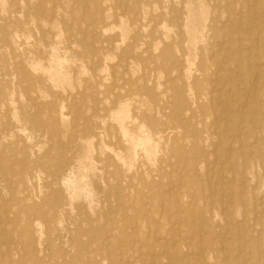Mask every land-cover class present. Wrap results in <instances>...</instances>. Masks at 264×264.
<instances>
[{
	"label": "rangeland",
	"instance_id": "rangeland-1",
	"mask_svg": "<svg viewBox=\"0 0 264 264\" xmlns=\"http://www.w3.org/2000/svg\"><path fill=\"white\" fill-rule=\"evenodd\" d=\"M197 1L0 0V264H264V0Z\"/></svg>",
	"mask_w": 264,
	"mask_h": 264
},
{
	"label": "bare ground",
	"instance_id": "bare-ground-1",
	"mask_svg": "<svg viewBox=\"0 0 264 264\" xmlns=\"http://www.w3.org/2000/svg\"><path fill=\"white\" fill-rule=\"evenodd\" d=\"M21 1H22V0H21ZM254 1H255V0H254ZM1 2H2V1H1ZM197 2L199 3V0H198ZM255 2H256V1H255ZM200 3H202V2H200ZM1 4H2V3H1ZM3 4H4V3H3ZM156 5H157V4H156ZM248 5H249V4H248ZM4 7H6V6L4 5ZM240 7H241V6H240ZM2 9H3V8H2ZM5 9H6V8H5ZM143 9H145V8H143ZM146 9H147V8H146ZM157 9H158V8H157ZM253 10H254V9H253ZM144 11H145V10H143V12H144ZM240 11H241V10H240ZM3 12H4V10H3ZM254 12H256V11H254ZM5 13H6V12H5ZM200 14H201V13H200ZM254 14H255V13H254ZM263 14H264V13H263ZM20 15H21V14H20ZM20 15H19V16H20ZM52 16H53V15H52ZM254 16H255V15H254ZM51 18H52V17H51ZM253 19H254V18H253ZM207 20H208V18H207ZM207 20H206V22H207ZM10 22H11V21H10ZM260 22H261V21H260ZM260 22H259V23H260ZM121 23H123L122 20H121ZM127 23H128V22H127ZM253 23H255L254 20H253ZM259 23H258V24H259ZM30 24H31V23H30ZM164 25H165V24H164ZM164 25H163V26H164ZM27 26H28V24H27ZM121 26H122V24H121ZM121 26H118V27H121ZM250 26H251V25H250ZM255 26H256V24H255ZM188 27H189V26H188ZM253 27H254V26H253ZM110 28H111V27H110ZM115 28H117V27H114V29H115ZM122 28H123V27H122ZM128 28H129V27H128ZM165 28H166V26H165ZM107 29H109V28H107ZM163 29H164V28H163ZM166 29H167V28H166ZM185 29H186V28H185ZM258 29H259V27H258ZM103 30H104V29H103ZM110 30H111V29H110ZM122 30H123V29H122ZM128 30H129V29H128ZM186 30H187V29H186ZM204 30H205V29H204ZM89 31H90V30H89ZM112 31H113V29H112ZM112 31H111V32H112ZM124 31H125V30H124ZM124 31H123V32H124ZM165 31H166V30H165ZM256 31H257V30H256ZM256 31H255V32H256ZM106 32H107V30H105V33H106ZM188 32H189V31H188ZM257 32H258V31H257ZM16 33H17V32H16ZM22 33H23V32H22ZM121 33H122V32H121ZM165 33L169 34L168 32H165ZM186 33H187V32H186ZM193 33H194V32H193ZM193 33H192V34H193ZM17 34H18V33H17ZM17 34H16V35H17ZM29 34H30V33H29ZM258 34H259V33H258ZM26 35H27V34H26ZM123 35H124V34H123ZM187 35H188V33H187ZM193 35H194V34H193ZM198 35H199V34H198ZM165 36H166V35H165ZM240 36H241V35H240ZM242 36H243V35H242ZM25 37H26V36H25ZM29 37H30V36H28V38H29ZM168 37H169V36H168ZM238 37H239V36H238ZM256 37H257V36H256ZM120 38H121V37H120ZM123 38H124V37H123ZM123 38H122V39H123ZM126 38H127V36H126ZM165 38H166V37H165ZM194 38H196V37H194ZM247 38H249V37H247ZM24 39H27V37L24 38ZM29 39H30V38H29ZM202 39H203V38H202ZM241 39H242V38H241ZM249 39H250V38H249ZM249 39H247V40H249ZM190 40H191V39H190ZM223 40H224V39H223ZM250 40H252V39H250ZM255 40H256V39H255ZM116 41H117V40H116ZM123 41H124V40H123ZM117 42H118V41H117ZM120 42H121V41H120ZM190 42H191V41H190ZM200 42H201V40H200ZM74 43H75V42H74ZM195 43H196V42H195ZM201 43H202V42H201ZM251 43H252V42H251ZM10 44H11V43H10ZM76 44H77V43H76ZM129 44H130V43H129ZM171 44H172V43H171ZM189 44H190V43H189ZM192 44H194V43H192ZM192 44H191V45H192ZM56 45H57V43H56ZM58 45H59V44H58ZM58 45H57V46H58ZM61 45H62V44H61ZM73 45H74V44H73ZM220 45H221V44H220ZM244 45H245V43H244ZM117 46H118V45H117ZM117 46H116V47H117ZM156 46H157V45H156ZM52 47H55V45L52 46ZM169 47H170V45H167V46H166V48H168V49H169ZM57 48H58V47H57ZM194 48H196L195 45H194ZM13 49H14V48H13ZM54 49H55V48H54ZM59 49H60V48H59ZM116 49H117V48H116ZM168 49H167V50H168ZM56 50H57V49H56ZM125 50H126V51H125V52H126V56H128L130 53H133L132 51H134V50H132V48L129 47V46H127V47L125 48ZM195 50H196V49H195ZM195 50H194V51H195ZM254 50H256V49H254ZM63 51H64V50H63ZM246 51H247V49H246ZM51 52H52V48H51ZM58 52H59V50H58ZM50 54H51V53H50ZM53 54H55V53H52V55H53ZM195 54H196V53H195ZM255 54H258V52L255 51ZM52 55H51V56H52ZM212 55H213V54H212ZM54 56H55V55H54ZM196 56H197V55H196ZM105 57H106V56H105ZM107 57H108V56H107ZM56 58H57V57H56ZM58 58H59V57H58ZM65 58H66V56H65ZM127 58H128V57H127ZM194 58H195V57H194ZM32 59H33V58H32ZM52 59L55 60V58H53V57H52ZM52 59H51V57H50V60H52ZM186 59H187V58H186ZM35 60H36V59H35ZM42 60H43V59H42ZM42 60H40V61H42ZM48 60H49V59H48ZM59 60H60V59H59ZM107 60H108V58H107ZM34 62H35V61H34ZM48 62H49V61H48ZM52 62H53V61H52ZM57 62H58V59H57ZM191 62L193 63V61H191ZM191 62H190V64H191ZM30 63H31V62H30ZM36 63H37V65H39L38 60H37ZM58 63H59V62H58ZM33 64H34V63H33ZM50 64H52V63H50ZM53 64H54V63H53ZM56 64H57V63H56ZM56 64H55V65H56ZM190 64L188 63V65H190ZM193 64H194V63H193ZM31 65H32V63H31ZM35 65H36V64H35ZM40 65H41V64H40ZM57 65H58V64H57ZM112 65H113V64H112ZM126 65H127V64H126ZM256 65H257V64H256ZM28 66H29V65H28ZM42 66H43V65H41V67H42ZM45 66H46V65H45ZM50 66H51V65H50ZM137 66H138V65H137ZM249 66H250V64H249ZM254 66H255V65H254ZM17 67H18V66H17ZM53 67H54V66H53ZM57 67L60 68V65H58ZM90 67H91V66H90ZM255 67H256V66H255ZM31 68H33V66H32ZM35 68H36V67H35ZM46 68H47V66H46ZM51 68H52V66H51ZM61 68H62V67H61ZM61 68L59 69L60 71H61ZM181 68H182V67H181ZM37 69H38V66H37V68H36V71H37ZM40 69H41V68H40ZM40 69H38V70L40 71ZM54 69H55V68H54ZM62 69H64V68H62ZM189 69H190V66H189ZM42 70H43V69H42ZM44 70H45V69H44ZM44 70H43V71H44ZM47 70H48V69H47ZM50 70H51V69H50ZM113 70H114V69H113ZM190 70H191V69H190ZM33 71H35V69H34ZM43 71H41V72H43ZM134 71H135V70H134ZM53 72H54V70H53ZM113 72L115 73L116 71H113ZM135 72H136V71H135ZM254 72H255V70H254ZM116 73H117V72H116ZM189 73H190V72H189ZM49 74H50V71H49ZM49 74H48V75H49ZM160 74H161V73H160ZM215 74H216V73H215ZM254 74H257V73L255 72ZM254 74H253V75H254ZM236 75H237V74H236ZM236 75H235V76H236ZM239 75H240V74H239ZM51 76H52V75H51ZM51 76H49V77H51ZM258 76H259V75H258ZM117 77H118V76H117ZM222 77H223V76H222ZM53 78H54V77H53ZM173 78H174V77H173ZM224 78H225V76H224ZM224 78H223V79H224ZM252 79H253V78H252ZM257 79H258V78H257ZM38 80H39V79H38ZM49 80H51V79H49ZM238 80H239V79H238ZM250 80H251V79H250ZM51 81H52V80H51ZM55 81H56V80H55ZM211 81H212V80H211ZM225 81H226V80H225ZM251 81H252V80H251ZM257 81H258V80H256V82H257ZM52 82H54V81H52ZM212 82H214V81H212ZM253 82H254V81H253ZM250 84H251V83H250ZM254 84H256V83H254ZM257 84H258V83H257ZM257 84H256V85H257ZM57 85H58V84H57ZM158 85H159V84H158ZM160 85H161V84H160ZM55 87H56V86H55ZM158 87H160V86H158ZM221 87H222V86H221ZM235 87H236V86H235ZM255 87H256V86H255ZM241 88H242V87H241ZM238 89H239V88H238ZM254 89H256V88H254ZM190 91H191V90H190ZM253 91H254V90H253ZM212 92H213V91H212ZM233 92H234V91H233ZM251 93H252V92H251ZM211 95H212V94H211ZM224 99H226V97H225ZM130 101H132V100H130ZM130 101H129V102H130ZM124 103H126V102H124ZM124 103H123V104H124ZM130 103L132 104V102H130ZM126 104H128V103H126ZM220 104H221V103H220ZM62 105H63V104H62ZM62 105H61V106H62ZM121 105H122V104H121ZM61 106H60V107H61ZM236 107H237V106H236ZM242 107H243V105H242ZM118 108H120V107H118ZM62 109H64V108H62ZM62 109H60V111H61ZM122 109H124V108H122ZM127 109H128V106H127V108H125V110H127ZM222 109H223V108H222ZM222 109H221V110H222ZM236 109H237V108H236ZM240 109H241V108H240ZM119 110H120V109H119ZM230 110H232V109H230ZM61 112H62V111H61ZM61 112H60V113H61ZM111 112H112V111H111ZM114 112H115V111H114ZM128 112H129V110H128ZM128 112H126V114H127ZM62 113H63V112H62ZM115 113H116V112H115ZM124 113H125V112H124ZM61 115H62V114H61ZM214 115H215V114H214ZM63 116H64V114H63ZM111 117H112V116H111ZM128 117H130V116H128V114H127V119H129ZM62 118H63V117H62ZM64 118H65V117H64ZM213 118H214V117H213ZM14 119H15V118H14ZM263 119H264V118H263ZM66 120H67V117H66ZM118 120L120 121V129H121V132H123L124 135H127V136H128V140H130V143H131V147H132V149H133V147H135V146H137V145H139V144L144 145V144L148 143V140H149L148 138H149V137H148V138H141V137H140V138H137V137L135 138L134 136L129 135L128 132H127V129H126V128H128V127L125 128V126L123 125L122 117H121V116H118ZM124 120H125V119H124ZM135 120H136V118H135ZM61 121H63V120H61ZM67 121H69V120H67ZM113 121H114V120H113ZM225 121H226V120H225ZM231 122H232V121H231ZM184 123H185V121H184ZM186 123H187V122H186ZM237 124L239 125V123H237ZM141 125H142V124H141ZM231 125H232V124H231ZM257 125H258V124H257ZM243 126H244V125H243ZM142 127H143V126H142ZM214 127H215V126H214ZM259 127H260V126H259ZM215 128H216V127H215ZM257 128H258V127H257ZM138 130H139V129H138ZM222 130H225V129L223 128ZM20 131H21V130H20ZM214 131H215V130H214ZM245 131H246V130H245ZM129 132H130V131H129ZM210 133H212V132H210ZM10 134H11V133H10ZM131 134H132V133H131ZM232 134H233V133H232ZM136 136H137V135H136ZM100 137H101V136H100ZM232 137H233V136H232ZM27 138H28V137H27ZM101 138H102V137H101ZM89 139L91 140V139H94V138L92 137V138H89ZM102 140H103V139H101V141H102ZM150 140H151V139H150ZM150 140H149V142H150ZM216 140H217V139H216ZM231 140H232V139H230V141H231ZM86 141H87V140H86ZM91 141H92V140H91ZM91 141H90V142H91ZM254 141H255V140H254ZM254 141H253V142H254ZM92 142H93V141H92ZM102 142H103V141H102ZM157 142H158V141H157ZM90 145L93 146V144H90ZM250 145H251V144H250ZM92 146H90V149H91ZM166 146H167V145H166ZM129 147H130V145H129ZM140 147H141V146H140ZM149 147H150V145H149ZM153 148H154V145H153ZM88 149H89V148H88ZM151 149H152V148H151ZM93 150H94V149H93ZM111 150L113 151V149H111ZM139 150H140V149H139ZM145 150H146V149H145ZM155 150H156V149H155ZM133 151H134V150H133ZM148 151H149V150H148ZM153 151H154V150H153ZM207 151H208V150H207ZM91 152H92V149H91ZM94 152H95V151H94ZM134 152H135V151H134ZM144 153H145V152H144ZM146 153H147V152H146ZM146 153H145V154H146ZM148 153H149V152H148ZM155 153H156V152H155ZM155 153H153V154H155ZM224 153H225V152H224ZM251 153H252V152H251ZM87 154H89V153H87ZM92 154H94V153H92ZM151 155H152V154H151ZM87 156H89V155H87ZM119 156H120V155H119ZM89 157H90V156H89ZM89 157H88V158H89ZM148 157H150V156H148ZM91 158H92V157H91ZM91 158H90V159H91ZM118 159H119V157H118ZM147 159H150V158H147ZM91 160H93V159H91ZM119 160L121 161V159H119ZM226 160H227V159H225V161H226ZM89 161H90V160H89ZM93 161H94V160H93ZM120 161H119V162H120ZM206 162H207V161H206ZM214 162H215V161H214ZM82 164H83V163H82ZM89 164H91V163H89ZM210 166H211V165H210ZM230 166H231V165H230ZM85 167H86V166H85ZM89 167L92 168V171H93V166H92V167L89 166ZM213 167H214V166H213ZM216 167H217V166H216ZM87 168H88V167H87ZM226 168H227V167H226ZM229 169H230V168H229ZM85 170H86V169H85ZM90 170H91V169H90ZM222 172H223V171H222ZM80 174H81V173H80ZM80 174H79V175H80ZM82 174H84V173H82ZM82 174H81V175H82ZM222 174H223V173H222ZM222 176H223V175H222ZM81 177H82V176H81ZM180 178H181V177H180ZM82 179H83V178H82ZM84 179H85V178H84ZM84 179H83V181H84ZM68 180H70V179H68ZM210 180H211V179H210ZM71 181H72V180H71ZM83 181H82V183L85 182V181H84V182H83ZM67 182H68V181H67ZM72 182H74V184H75L76 181H72ZM87 182H88V181H87ZM198 182H199V181H198ZM76 183H77V182H76ZM79 183H80V182H79ZM67 184H68V183H67ZM74 184H73V186H74ZM75 185H76V184H75ZM79 185H80V184H79ZM86 185H87V184H86ZM74 187L76 188V186H74ZM78 188L80 189V186H79ZM81 188H82V187H81ZM86 188H87V187H86ZM86 188H85V189H86ZM73 189H74V188H73ZM76 189H77V188H76ZM88 189H89V188H88ZM88 189H86V190H87L86 192H89ZM169 189H170V188H169ZM74 190H75V189H74ZM80 190H81V189H80ZM80 190H78V191H80ZM240 190H241V189H240ZM78 191L76 190L75 193H77V194L80 193V194H81V192H83L84 190H83V191L81 190V192H79V193H78ZM168 191H169V190H168ZM66 192H67V191H66ZM73 192H74V191H73ZM71 193H72V192H71ZM75 193L73 194V196L75 195ZM80 194H79V195H80ZM83 194H84V193H83ZM79 195H77V196H79ZM36 196H37V195H36ZM67 196H68V195H67ZM80 196H81V195H80ZM85 196H86V195H85ZM222 197H223V196H222ZM231 197H233V196H231ZM231 197H229V198H231ZM262 197H263V196H262ZM241 198H242V197H241ZM133 200H134V199H133ZM222 200H223V199H222ZM162 202H163V201H162ZM90 203H91V202H90ZM145 203H146V201H145ZM162 204H163V203H162ZM226 204H227V201H226ZM259 204H260V203H259ZM224 205H225V204H224ZM90 208H91V207H90ZM161 208H162V207H161ZM223 210H224V209H223ZM162 211H163V210H162ZM210 212H211V211H210ZM226 212H228V211L226 210ZM230 212H231V211H230ZM221 213H222V212H221ZM193 216H194V215H193ZM254 218H255V217H254ZM256 218H257V217H256ZM223 219H224V218H223ZM199 220H200V219H199ZM259 220H260V219H259ZM255 222H257V221H255ZM234 223H235V222H234ZM258 223H259V222H258ZM179 225H180V224H179ZM216 225H218V224H216ZM177 227H178V226H177ZM219 230H220V229H219ZM238 231H239V230H238ZM224 232H225V231H224ZM224 232H222V233H224ZM201 234H202V232H201ZM224 234H225V233H224ZM224 234H223V235H224ZM202 235H204V234H202ZM231 235H232V234H231ZM234 235H235V233H234ZM216 236H217V235H216ZM217 237H218V236H217ZM226 238H227V236H226ZM234 238H235V237H234ZM185 239H186V237H185ZM200 240H201V239H200ZM221 240H222V239H220V241H221ZM239 241H240V240H239ZM239 241H238V243H239ZM244 241H245V240H244ZM200 242H201V241H200ZM221 242H222V241H221ZM221 242H220V243H221ZM231 242H232V241H231ZM236 242H237V241H236ZM245 242H246V241H245ZM196 243H197V242H196ZM242 243H243V242H242ZM221 244H222V243H221ZM232 244H233V242H232ZM224 246H225V245H224ZM230 246H231V245H230ZM140 247H141V246H140ZM225 247H226V246H225ZM204 248H205V247H204ZM230 248H231V247H230ZM237 248H239V247H236V250H237ZM234 249H235V248H234ZM106 251H107V250H106ZM222 251H223V250H222ZM237 251H238V250H237ZM108 252H109V251H108ZM238 253H239V252H238ZM238 253H237V254H238ZM140 254H141V253H140ZM227 254H228V253H227ZM223 256H224V254H223ZM249 256H250V255H249ZM228 257H229V256H228ZM249 258H250V257H248V259H249ZM196 262H197V261H196Z\"/></svg>",
	"mask_w": 264,
	"mask_h": 264
}]
</instances>
